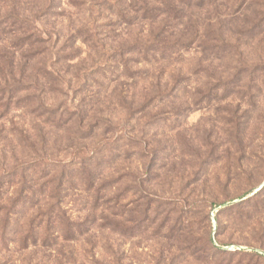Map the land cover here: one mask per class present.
Here are the masks:
<instances>
[{"label": "rangeland", "instance_id": "obj_1", "mask_svg": "<svg viewBox=\"0 0 264 264\" xmlns=\"http://www.w3.org/2000/svg\"><path fill=\"white\" fill-rule=\"evenodd\" d=\"M171 2L127 26L107 0H52L39 24L56 33L62 81L37 79L36 58L32 99L0 101V172L46 156L90 174L76 169L51 221L0 208V264H264V0ZM139 35L189 47L111 51Z\"/></svg>", "mask_w": 264, "mask_h": 264}, {"label": "trees", "instance_id": "obj_2", "mask_svg": "<svg viewBox=\"0 0 264 264\" xmlns=\"http://www.w3.org/2000/svg\"><path fill=\"white\" fill-rule=\"evenodd\" d=\"M6 1L0 0V46L4 45V49H6L0 50V59H5L9 64L10 80H5L3 83L0 82V101L7 98L10 101L9 103H11L18 96L16 104L20 106L26 100L32 99L28 93L29 90L33 86H39V81L37 80V83H35L31 80L32 74L29 75V63L36 58L41 59L40 67L36 73L38 75L37 79H44L47 83H59L62 81L60 73L55 68L59 50L57 49V41L54 39V34L56 33L43 29L39 24L41 18L47 16V13L50 12L52 0H30L33 7L29 14L17 5L4 7L3 4ZM155 2H158L157 4L159 5H152V3L156 4ZM40 3L42 5L39 6ZM107 4L110 5L111 9H115L118 12V15L124 19L127 26L135 24L139 16L143 19L155 20L163 12H174L176 10L171 0H107ZM102 5L104 4L102 3ZM100 10L102 9L100 8ZM95 12L100 13L94 7L91 8L92 16H94ZM91 26V28L86 26L83 29L79 28L77 30L78 34L89 36L90 31H93L94 25ZM139 37V40L128 43L122 48L120 47L121 49L110 50L113 54H118L119 52L129 55L143 52L145 56H149V54H154L155 52L166 53L167 50H173L178 48V46L189 47L186 41L160 42L153 40L144 42V37L143 39L140 35ZM7 39L10 40V45H5ZM64 48L62 47L60 50ZM18 59L25 60L24 63L20 62V70L17 69ZM123 63L124 69L128 72L129 61L126 59ZM8 81H11V83H7ZM166 94L165 91L161 90L158 97H163ZM35 98L39 101V104L42 103L43 99L40 95H36ZM56 119L58 118H46L48 122L56 126L68 123L65 121V123L63 122L64 124H61L62 121ZM83 125L84 121L79 120L77 125L79 129L86 127L90 130V123L86 126ZM83 150V153L90 160V151L86 147H83ZM71 163L70 161L68 164H60V169H58L56 167L57 164L52 159L41 156L32 161L17 163L8 170H3L0 172V208L4 209L5 213L31 210L30 212L34 211L35 215H40L39 217L42 216L41 218L51 221L55 213L64 212V207L62 206L64 202L62 200L66 196L64 194L66 190L76 186L72 174L80 167L86 170V165L77 163L75 165L78 166H72L71 169ZM86 172L90 174V170L87 169ZM75 178L77 180V177ZM78 181H81V178ZM262 188H264V185ZM86 190L90 192V178L88 179ZM256 194H258V191L254 193V195ZM3 201H6L7 204L3 203ZM143 210L146 212V209ZM36 226L34 224L32 227Z\"/></svg>", "mask_w": 264, "mask_h": 264}, {"label": "water", "instance_id": "obj_3", "mask_svg": "<svg viewBox=\"0 0 264 264\" xmlns=\"http://www.w3.org/2000/svg\"><path fill=\"white\" fill-rule=\"evenodd\" d=\"M227 204H229V202H227V203H224V205H227Z\"/></svg>", "mask_w": 264, "mask_h": 264}]
</instances>
